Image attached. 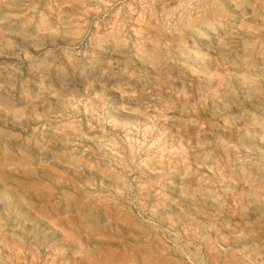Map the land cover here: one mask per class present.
Segmentation results:
<instances>
[{
	"label": "rangeland",
	"instance_id": "rangeland-1",
	"mask_svg": "<svg viewBox=\"0 0 264 264\" xmlns=\"http://www.w3.org/2000/svg\"><path fill=\"white\" fill-rule=\"evenodd\" d=\"M0 264H264V0H0Z\"/></svg>",
	"mask_w": 264,
	"mask_h": 264
}]
</instances>
